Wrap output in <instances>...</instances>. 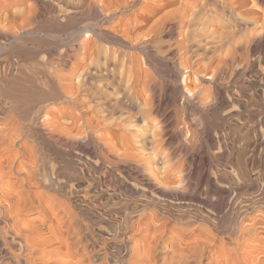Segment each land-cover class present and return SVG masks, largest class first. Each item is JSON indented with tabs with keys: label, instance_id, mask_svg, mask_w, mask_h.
I'll use <instances>...</instances> for the list:
<instances>
[{
	"label": "rangeland",
	"instance_id": "1",
	"mask_svg": "<svg viewBox=\"0 0 264 264\" xmlns=\"http://www.w3.org/2000/svg\"><path fill=\"white\" fill-rule=\"evenodd\" d=\"M158 1L0 0V137L16 141L0 147H14L22 168H39L34 181L45 185L36 189L56 213L27 218L61 227L62 247H78L82 220L97 248L107 245L123 264L140 238L121 215H138L144 201L202 215L211 208L200 201L233 198L241 207L264 186V0H173L148 23L150 6L166 0ZM51 116L67 135L60 141L47 138ZM155 176L181 188L162 196ZM228 209L211 218L221 230Z\"/></svg>",
	"mask_w": 264,
	"mask_h": 264
},
{
	"label": "bare ground",
	"instance_id": "2",
	"mask_svg": "<svg viewBox=\"0 0 264 264\" xmlns=\"http://www.w3.org/2000/svg\"><path fill=\"white\" fill-rule=\"evenodd\" d=\"M160 2L162 3V1ZM172 2L173 0H166L162 4H155L154 6H150L151 13L148 12L149 14L148 13L146 14L145 13L146 11L144 10L143 13H145L146 16L143 15L144 16L143 18L149 21V19H151L152 17L160 13L161 10H163L162 8H164L165 10L166 8L165 6L172 5ZM160 16L162 17L163 15H160ZM160 16H159V19L162 20L163 17L160 18ZM156 20L155 21L153 20L154 21L153 25L155 22L158 21ZM148 23H150V21ZM157 23H159V21ZM67 85L66 87L69 88ZM188 88L190 87L188 86ZM70 89L71 88H69V90ZM67 90L65 88L66 92L65 91L63 92L67 93ZM189 91L191 90L189 89ZM68 100H69V97H68ZM51 117L48 119L43 118L45 119L43 123L45 125L44 126L45 129L49 127L55 130L52 133L47 132L48 134L47 138L48 140L60 141L61 139L65 138V136L67 137V135L64 136V134H61V132L60 133L58 132V130L62 127V125L60 124L61 122L57 123L55 121L56 118L53 119V116ZM54 117H57V116H54ZM73 124H75V122ZM77 125H80V124L77 123ZM65 127L63 126V128ZM71 129L74 131L75 130L74 126ZM71 129H69L71 134H69L67 130L68 136L75 138L74 137L75 135L74 136L72 135V133L74 134V132H71L72 131ZM62 133H65V132H62ZM56 135L57 137L55 138L54 136ZM77 138L78 137H76V140ZM8 140L10 141V143L16 142L15 140H14L15 142L12 141L13 135L11 134V135H5L3 137H0V144L4 145V143L7 142ZM108 141L105 142V145H107L106 143H108ZM66 142H68L67 138H66ZM10 143H9V146H10ZM68 143L70 145V142ZM57 144H59V142ZM1 148L2 147H0V264H41V262H38L39 259H46L47 257L49 258L51 256H58L55 264H106L107 262L106 260H109L110 263L107 262L108 264H111V263L123 264L122 263L123 257L121 259L119 255H114V257H112L113 259H110L111 254L109 253V250H107L106 248L107 245H105L102 248L100 247L97 248L98 239L95 238L96 233H95L94 227L90 226L91 233L85 231L86 228L84 224L82 223V220L81 222L80 221H78V223L76 222L78 226V229L76 231L78 235V242H79L78 247L77 246L74 247L72 243L70 242H68L65 247H62L59 244H60L61 238L65 236V233L61 227H53L54 225L53 226L50 225V227L44 230L43 226H44L45 221L39 220L38 219L39 215L36 217H31L32 219H28L29 218V217L27 218L28 213L34 209H38L39 210L38 212L40 213L44 211L46 220H49V219L54 220V218H56V213H54L53 207L55 206H53L54 204L51 205V203H47L45 205L44 197H43L44 194L42 193L43 191L42 190L39 191L38 189H36L38 187V184L41 185V187L43 186L42 184H44V181L42 184L37 183L38 180L34 181L39 176L38 175V173L40 172L38 170L39 164L37 165L38 169H34L35 167H32L33 170L24 169L25 167L22 168V165H24V161L20 162L18 159V157L20 156V155L18 156L19 152L12 151L15 149L14 147L13 149H10L7 147H3L2 149ZM107 151H110V150H107ZM117 152H121V151H117ZM123 155H124V152H123ZM125 156L126 155H124V157ZM105 158H107L108 160L110 159L107 156ZM26 162L32 163L31 156L25 161V163ZM42 169L44 171L45 168H42ZM156 174L159 175V172ZM156 176L154 178L157 179ZM163 178L160 179V181H159V178L157 179V181L160 182L159 184H163V187L165 188V192L164 191L161 192L162 196L170 197L174 194L172 195L169 194L170 193L169 191L177 190L178 188H181V183L179 184L178 182L177 183L170 182V180L168 181L167 178H164V179ZM168 178H171V177H168ZM259 179L260 177H258L257 182L259 181ZM55 181H54V184H55ZM152 187L151 189L153 191H156L157 189H159V188L154 189ZM58 188H55V189H58ZM34 189L38 190L39 192ZM42 189H45V188H42ZM156 196H158V194ZM149 199H153V198H149ZM232 199L229 200L228 202H226V200H219L218 203H207L205 201H200L203 205H207L208 208L209 207L211 208V212H207L206 214L203 213L202 215L197 214V212L194 213L193 215L189 214L191 211L189 212V210H187V206H184V205L181 206L182 209L179 207L181 210L179 213L176 214L172 211L174 209L171 210L164 206L160 207L159 202H158L159 200L158 201L152 200L153 203L144 201V203H142L141 206L138 207L140 208V210L138 211V215H133L134 212L132 213L130 210H129L130 212H127L125 214L122 213L123 215H121L120 222L126 225V227L124 226V229L132 231L133 234H137L140 238V239H136V241L133 243L130 253L127 256L126 255L124 256V258L127 259V264H264V186L260 185V187H257V193L252 200H249L246 202L244 200H243L244 202L240 201L241 203H245L244 205L241 204L242 205L241 210H240L241 207H239L240 203L239 204L236 202L233 203ZM111 202H113V200ZM170 205H173V203ZM224 206H228L229 209H231L232 215H231V218L228 217L230 219V226L225 227L224 229L221 230V228L219 229L221 225L218 226L219 225L218 221H211V218L216 215H219L220 214L219 212L222 210V208H224ZM59 223L60 222H58V224ZM173 223L175 224L173 225L174 227L171 225ZM60 224L58 226H60ZM204 224L207 226H205ZM122 230H119L118 232V229L117 230L115 229V231H110V232H113L115 238H118L119 236H121L120 231ZM223 234H224V237H220ZM125 239L127 238L125 237ZM224 239H229L230 244H232L231 248L225 247L226 245H225ZM103 241L104 243H106V240L103 239ZM217 242H220L219 246L218 245L216 246ZM212 246H216V249H214L212 252L210 251V249L207 250L208 248H211ZM47 247L49 249H47L46 251L42 249V248H47ZM102 251L105 252L104 257L101 255ZM40 254H42L41 258L37 257Z\"/></svg>",
	"mask_w": 264,
	"mask_h": 264
}]
</instances>
